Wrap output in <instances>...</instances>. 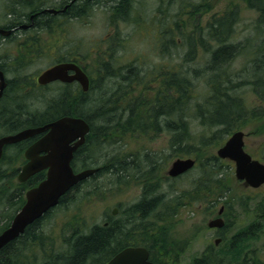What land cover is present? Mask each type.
Here are the masks:
<instances>
[{"label": "trees", "instance_id": "1", "mask_svg": "<svg viewBox=\"0 0 264 264\" xmlns=\"http://www.w3.org/2000/svg\"><path fill=\"white\" fill-rule=\"evenodd\" d=\"M63 1L69 8L67 7L59 15L60 25L66 19L84 18L92 4L87 0H79L83 1L81 4L78 0L72 3ZM110 1L113 3V6L109 8L111 9L110 22L114 24L118 20L128 18L129 0ZM215 1L182 0L172 11L173 16L171 15V20L165 24L164 28L157 26L156 31L154 30L155 40L161 50L158 54H162L165 58L172 57L173 49V55L183 59L177 64L169 65L170 69L162 63V71L158 69L143 71L141 64L145 60L139 56L127 57L120 52L133 31L140 32L142 26L136 23L129 35L124 34L123 29L117 28L115 34L109 35L99 48L92 50L94 57L90 55L88 64L84 63L86 57L80 58L79 54H75L73 58H60L61 60L74 59L77 64L83 65L87 75L92 78L86 93H83L76 85L60 84L59 91L51 99L41 100L35 97L25 99L22 92L27 91L23 88L19 89L14 86V82H10L0 99V121L8 119L5 123L9 126H5L11 133L26 126L42 124L64 116L81 118L89 125V133L85 137L84 144L74 153L72 168L81 170L99 167L97 174L105 168L115 173L114 175L124 178L128 175L135 178L133 176L140 174L138 171L141 169L135 165L139 161H136L134 157L131 158L134 160L132 163L135 164L131 166L127 161L130 158H124L123 161L114 158L108 160L112 164L108 162L101 165L104 161L103 146L106 143L115 142V138H120L127 144V141L141 134L152 141L157 133L166 131L168 144L176 156H179L177 158H182L184 155L192 157L189 156L192 150L200 152V147L205 148L214 142L218 148L234 131L239 130L234 126L242 121L239 118L249 110L243 97L236 93L242 86L252 87L257 98L254 116L259 119L264 118V77L261 75L264 71V0H236V2L229 0L226 8L222 10L213 9ZM165 2L158 1L157 17L167 12L172 6L171 0H165ZM242 5L256 11L257 16L253 27L259 32V38L235 43L232 42V36L240 20ZM14 9L16 8L12 10ZM204 16H207L204 23H199ZM164 17L167 18V15ZM168 19H170L169 15ZM55 26L57 25L46 28L52 30ZM39 27L45 29L41 25ZM179 48L182 50L185 48L183 54H180ZM198 52L204 54L206 60L203 67L205 72L203 84L204 88H207L205 94L198 91L199 87L192 78H198L200 71L186 64L191 62ZM239 53L250 60V70L247 73L243 70L240 73L230 71L231 63ZM122 57L126 58L124 63L120 61ZM243 76L245 78H242ZM34 101L41 103V107L35 103L36 105L33 104L31 108L28 104ZM193 125L203 128L207 133H210L212 129L214 131L210 138L201 136L191 132L190 127ZM19 148L15 146L13 149L20 152ZM213 158L216 162V158ZM201 166L202 163L199 164V167ZM149 167L151 170H156V167ZM112 169L114 170L111 171ZM16 173L17 170L7 166L3 156L0 161V211L5 213L0 216V232L9 225L15 212L22 206L25 190L43 179V173H39L25 183H17ZM203 179L205 183L212 181L208 175H205ZM90 180L76 185L71 191H76ZM154 191L155 187L152 186L153 194ZM67 195L68 193L60 198L58 205L67 199ZM154 200H156V207L152 208L148 214L159 206L160 198L155 197ZM146 205H144L145 208ZM134 206L130 210H125L124 216L119 213L117 216L109 217L107 222L91 225V227L87 225L84 218H76L73 215V219L67 222L66 231L70 237L63 238V252L52 254L50 258L45 257L44 264H105L112 254L121 250L123 238L132 234L129 228L136 225L138 216L144 219L145 213L134 211ZM158 217L159 214L157 220H159ZM42 219L43 217L27 226L22 235L0 250V264H27V253L30 258H33L32 263H35L34 250L36 247L40 248L43 243L40 228H38ZM169 222H173V217L169 219ZM105 223L107 226H104ZM68 227L72 229V234H69ZM18 259H23L22 263H18Z\"/></svg>", "mask_w": 264, "mask_h": 264}, {"label": "rangeland", "instance_id": "2", "mask_svg": "<svg viewBox=\"0 0 264 264\" xmlns=\"http://www.w3.org/2000/svg\"><path fill=\"white\" fill-rule=\"evenodd\" d=\"M158 1L165 2V0H129L128 7L130 8L128 18H125V20H118L113 24L110 22L109 18L111 10L109 8L113 6V3L110 0H96L90 5L91 9L89 8L90 10L84 18L66 19L61 25L59 24V33L56 32L57 35L43 34L40 28L45 31H47V28L43 29L39 27L38 36L36 35L33 38L22 37V32H18L13 38H0V65L5 71L9 67L10 73L6 72L9 78L14 79L12 81L15 83L14 86L16 85L18 88L23 87L24 90L26 88V94L22 92L25 99L35 97L41 98V100H48L59 91L58 84H51L44 88H38L40 92L38 93L32 84L25 85L24 81H26L27 78H32L34 81L40 72L62 57L73 58L75 54H79L80 58L86 57V62L84 63L88 64L90 61L89 56L91 55L92 58L94 57V49L99 48L103 41L107 40V37L112 35L117 28L118 30L123 29V33L129 35L136 26V23H138L139 26H142L140 27V32L139 30H137V32L133 31L130 39H128V42L125 43L126 45L123 46L120 52L127 57L139 56L142 60H145L141 64L143 71L155 69L162 71V63L167 69H170L169 65L172 66L174 63L177 64L183 61V59L175 54L173 55V49L171 50L172 57L165 58L164 56L162 57V54L159 55L158 52L161 50L159 48L160 45L155 40L154 30L156 31L157 26H160L161 29L162 27L164 28L165 24L171 20V15L173 16L172 11L176 9L177 4H180L182 0H171L172 6L160 17L156 16V9L159 7ZM233 1L236 2V0ZM78 2L80 4L83 3V1L79 0ZM228 2L229 0H216L213 9L222 10L226 8ZM64 3L65 1L61 0L60 7L63 6ZM12 6H15V4L10 3V0H0V13L9 10ZM240 8L241 16L235 27L232 42L239 43L246 39H250V41L258 39L259 32L255 31L253 27L254 20L257 16L256 11L247 9V7L243 5L240 6ZM164 15H167V18H165ZM168 15L170 19H168ZM206 18L207 16H204L203 19L199 20V23L203 24ZM4 25H6L5 17L0 14V26ZM181 50L182 49H180L179 52L183 54L185 48ZM120 61L124 63L126 58L122 57ZM205 61L204 54L198 52L191 62L186 63L194 67V70L200 71V76L198 78H192H194L196 86L199 87L198 91H201L203 94L207 91V88H204L203 84V75L205 74L203 67ZM249 61L247 56L239 53L231 63L232 69H230V71L235 73H240L242 70L244 73L249 72ZM80 62L82 63V61ZM14 70L16 73L12 74L15 72ZM261 75L264 77V71ZM242 78H245V76ZM37 93L39 96H35ZM236 93L243 97L246 107L249 110L239 118L240 121L242 120L244 123H241V121L234 127L245 134L244 149L253 156V158H264V118L259 119L254 116L257 98L253 93L252 87L249 86H242ZM150 95H152V93H150ZM35 103L39 104L41 107V103L35 101L28 105L32 108L33 104L36 105ZM22 106H24V104ZM190 130L192 133L201 134V136H207L208 138L211 137L212 131H214L212 129L210 133H207L203 128L201 129L197 125L191 126ZM167 135L168 133L166 131L157 133L155 139L150 141V139L140 134L134 139L127 141V144L120 138H115L116 141L113 143H106L103 146L105 151H103L102 159H104V161L101 165L108 164V162L112 164L111 161L108 160L114 158H118L120 161H123L124 158H130L127 161L131 166L135 164L132 163L134 162L132 159L134 157L136 161H139L135 165L141 169V171H138L140 174L133 176L135 178H130V175L124 178L123 176H116L114 175L115 173H111L110 170L103 168V171L95 178L85 183L86 186L83 185L79 187V189L77 188L76 191L73 190L69 192L67 199L45 215L40 221L39 227L37 226L40 228L43 243L40 248L36 247L34 250L36 254L34 264H44L45 257L50 258L52 254L55 255L63 252V238L70 237L66 231L67 222L73 219V215L76 218H84L87 225L90 227L91 225L101 224L107 221L108 214L113 209L117 208L118 214L120 213L123 215V210L125 211L126 209H121L120 204L124 205L126 208L133 206V204L137 202L139 195L143 192V187H148L149 185H151V187L153 186V188L155 187V195L153 196L156 197V199L160 198L158 201L159 206L156 209L157 214L170 210L173 207H171L172 204L175 205L181 200L179 195L199 193L201 183L205 194L223 193V189H226L231 190L229 194H233L232 197L235 198V201H241L240 195H242V192L241 188L237 187L235 184L234 173L223 163L213 161L217 149V146L214 145L215 142L205 148L200 147V152L192 150L189 156L193 158L196 157V162L198 161L196 166L189 172L177 176L176 178L178 179H168L166 176L167 168L171 162L176 160L179 156H176L172 147L168 144ZM22 152L23 149L17 152L12 148H6L4 153V162L11 169L17 170V173L24 163ZM184 157H188V155H184L182 158ZM207 160H210V162H205ZM146 161H148L147 164H145ZM200 163H202L201 167H199ZM149 166L153 168L156 167V170H151ZM113 170L114 169L111 171ZM128 172H130V170H128ZM205 175H208L212 181L205 183L203 179ZM84 193L85 196H83ZM255 203L256 201L252 200V208ZM4 213L5 211H0V216H3ZM197 215L200 214H185L182 211H178L177 216L173 217V224H170V226H172L170 235L175 241L178 240V244L183 243L194 229L197 228L196 226H199L198 224L201 222V216L199 217ZM205 217L208 216L205 215ZM206 221L207 218L204 222V226ZM200 226L202 225L200 224ZM69 230V234H72V229ZM209 238L210 233H207L205 230L204 235H200L193 241L192 249L201 246L204 239L208 240ZM26 255L27 264H33V258H30L28 253ZM22 260L18 259L17 262L22 263Z\"/></svg>", "mask_w": 264, "mask_h": 264}, {"label": "flooded vegetation", "instance_id": "3", "mask_svg": "<svg viewBox=\"0 0 264 264\" xmlns=\"http://www.w3.org/2000/svg\"><path fill=\"white\" fill-rule=\"evenodd\" d=\"M73 1L74 0H70L69 3ZM87 1L93 2L94 0ZM10 3H14L15 6L10 7L7 11L5 10V15L3 12L0 13L3 14L2 16L5 17L6 21V25L0 26V28L9 30L10 32L5 36L0 35L2 39L13 38L18 32H22L21 36L24 38H33L36 35L38 36L40 25L44 28L50 25H57L52 30L45 31L40 29L43 34L57 35V33H59V15L68 7V4H66L60 8L61 0H10ZM13 8H17L18 11L17 9L12 10ZM73 60L59 59L56 63H76V61ZM79 66L82 72L87 75L83 65ZM0 70L4 74L5 84V87L1 91L0 99H2L5 91L8 89L9 83L13 80L8 77V73L3 67L0 66ZM14 73H16V71L12 74ZM68 74L72 75L73 73L68 72ZM88 78L89 80L92 79L90 76H88ZM52 83L60 84V82ZM63 84L79 86L77 82ZM6 121H8V119L0 121V137L10 133L7 128L9 124L7 125L5 123ZM47 123L48 122L42 124L38 123L27 127L37 128ZM45 133L46 132H41L31 138L23 140L16 146H19L21 150L23 149L24 153L30 145L39 140ZM251 157L252 159H256L253 158V156ZM257 160L264 163L263 157H259ZM216 162L223 163L234 173L235 164L233 161L226 158H216ZM25 163L26 161L24 160V164ZM235 184L237 187L241 188L242 192V195H240L241 201L239 202L235 201V198L232 197L233 194H229L231 190L223 189V193L205 194L202 185L199 193L179 195L181 200L175 205L172 204L171 207H173L170 210L164 213L162 212L161 214L158 213L159 220H157L158 214L156 213V209H154L151 214H148L152 208L156 207V200H154L155 197L153 196L155 194L151 192V185L143 187L144 190L145 188L146 190H143L137 202L133 205H135L134 211H142L145 213V217L142 220L139 218L140 216H138V220L135 223L136 225L129 228L132 234H129V236L127 235V238H123L124 242L120 246V249L122 250L127 247H142L146 249L148 261L151 264H264V183L253 188L245 184L244 181L235 178ZM252 200L256 201L253 208ZM145 204H147L146 208L144 206ZM258 207L260 208L258 209ZM120 208H125L127 211L133 207L126 208L124 205L120 204ZM178 211H182L185 214L199 213L200 215L197 216H201V222L198 224L199 226H196L197 228L194 229L191 235L181 244H178V240L175 241L170 235V229L172 228L170 224H173V222H169V219L177 216ZM117 215L118 209L116 212H114L113 209L108 214V218ZM205 215L208 217H205ZM206 218L205 229L204 222ZM211 222H214L215 226L210 227L209 223ZM200 224L202 226H200ZM104 226H107V223H105ZM205 230L207 233H210V238L208 240L204 239L201 246L192 249L193 241L200 235H204ZM115 254H113L110 259Z\"/></svg>", "mask_w": 264, "mask_h": 264}, {"label": "water", "instance_id": "4", "mask_svg": "<svg viewBox=\"0 0 264 264\" xmlns=\"http://www.w3.org/2000/svg\"><path fill=\"white\" fill-rule=\"evenodd\" d=\"M0 34L8 32L0 29ZM72 71L73 75H68ZM59 80L61 82L77 81L83 92L88 89V80L74 63H59L39 75V84ZM43 131L47 133L30 146L24 157L27 163L22 166L17 176L19 183L40 171L45 170V178L25 193V202L14 215L9 226L0 233V250L20 236L27 226L40 219L48 210L55 207L60 198L75 185L95 174L98 169H85L74 173L70 162L73 153L85 142L89 132L87 123L77 117H61L47 125L29 128L16 134L0 138V158L4 145L13 144L30 138ZM241 131L233 133L216 151L219 158H226L235 163V176L247 185L256 188L264 183V165L243 151ZM42 154V155H41ZM192 159H176L170 165L167 175L176 177L193 167ZM209 226H215L214 222ZM147 251L139 247L125 248L106 264H151L147 261Z\"/></svg>", "mask_w": 264, "mask_h": 264}, {"label": "bare ground", "instance_id": "5", "mask_svg": "<svg viewBox=\"0 0 264 264\" xmlns=\"http://www.w3.org/2000/svg\"><path fill=\"white\" fill-rule=\"evenodd\" d=\"M78 3H79V2H78ZM92 3H93V2H92ZM118 3H119V2H118ZM76 4H77V3H76ZM63 5H64V4H63ZM20 7H21V6H20ZM100 7H101V6H100ZM0 8H1V7H0ZM60 8H61V7H60ZM68 8H69V7H68ZM3 10H4V9H3ZM69 10H70V9H69ZM3 12H4V11H3ZM4 13H5V12H4ZM57 13H58V11H57ZM131 14H132V13H131ZM2 15H3V14H2ZM4 15H5V14H4ZM13 15H14V14H13ZM20 15H21V14H20ZM62 17H63V16H62ZM62 17H61V18H62ZM77 18H78V17H77ZM137 20H138V19H137ZM141 21H142V20H141ZM137 24H138V23H137ZM5 27H6V26H5ZM114 34H115V33H114ZM111 40H112V39H111ZM119 42H120V41H119ZM83 44H84V43H83ZM83 44H82V46H83ZM111 45H113V44H111ZM162 47H163V46H162ZM73 48H74V47H73ZM75 48H76V47H75ZM81 48H82V47H81ZM84 49H85V48H84ZM114 50H115V49H114ZM162 50H163V49H162ZM27 51H28V50H27ZM27 51H26V52H27ZM82 51H83V50H82ZM6 53H7V52H6ZM18 55H19V54H18ZM26 55H27V54H26ZM1 56H2V55H1ZM11 57H12V56H11ZM89 57H90V56H89ZM17 58H18V57H17ZM23 58H24V57H23ZM96 58H97V57H96ZM1 61H2V60H1ZM39 61H40V60H39ZM36 64H37V63H36ZM45 64H46V63H45ZM47 64H48V63H47ZM8 68H9V67H8ZM14 71H15V70H14ZM19 75H20V74H19ZM17 78H18V77H17ZM18 79H19V78H18ZM23 80H24V79H23ZM16 81H17V80H16ZM20 82H21V81H20ZM16 83H17V82H16ZM14 84H15V83H14ZM20 84H21V83H20ZM22 84H23V83H22ZM18 85H19V84H18ZM15 86H16V85H15ZM24 86H25V85H24ZM17 87H18V86H17ZM22 88H23V87H22ZM22 88H19V89H22ZM16 89H17V88H16ZM25 90H26V88H25ZM24 92H25V91H24ZM25 94H26V92H25ZM195 158H196V157H195ZM218 166H219V165H218ZM216 167H217V166H216ZM212 168H213V167H212ZM213 171H214V170H213ZM84 185H85V184H84ZM85 186H86V185H85ZM118 207H119V206H118ZM150 218H151V217H150ZM147 229H148V228H147ZM208 229H209V228H208ZM134 230H136V229H134ZM142 230H143V229H142ZM142 230H141V231H142ZM44 231H45V230H44ZM233 233H234V232H233ZM127 234H128V233H127ZM136 235H138V234H136ZM128 236H129V235H128ZM232 236H233V235H232ZM125 238H126V237H125ZM50 250H51V249H50ZM50 250H49V251H50ZM173 250H174V249H173ZM173 250H172V251H173ZM218 251H219V250H218ZM206 252H207V251H206ZM206 252H205V253H206ZM208 252H209V251H208ZM232 252H233V251H232ZM247 252H248V251H247ZM171 253H174V252H171ZM224 253H225V252H224ZM224 253H223V254H224ZM207 254H208V253H207ZM221 254H222V253H221ZM236 254H237V253H236ZM69 255H70V254H69ZM112 255H113V254H112ZM173 255H174V254H173ZM217 256H219V255H217ZM254 256H255V255H254ZM172 258H173V257H172ZM215 258H216V257H215ZM225 260H226V259H225ZM173 262H174V261H173ZM222 264H223V263H222Z\"/></svg>", "mask_w": 264, "mask_h": 264}]
</instances>
